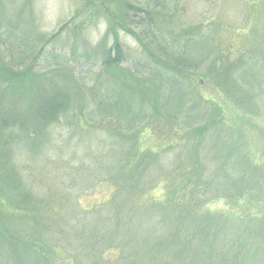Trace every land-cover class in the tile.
Wrapping results in <instances>:
<instances>
[{"label":"rangeland","instance_id":"374dc122","mask_svg":"<svg viewBox=\"0 0 264 264\" xmlns=\"http://www.w3.org/2000/svg\"><path fill=\"white\" fill-rule=\"evenodd\" d=\"M121 1L0 0V57L11 61L17 70L32 65V73L40 78L29 79V86L43 82L47 93L63 83L72 86L70 89H81L78 110L50 125L44 141L35 136V147L29 144L38 153L24 149L22 144L15 145L17 142L12 152L18 182L32 200L27 211H34L29 213L40 216L45 226L38 232L33 226L27 230L21 220L15 221L8 225L6 235L12 234L14 242L22 236L37 251L40 243L30 237L37 233L45 245L43 250L57 253V264H73V259L75 264H112L107 256L109 243L120 234L112 233L105 224L106 219L112 226L117 224L107 209L114 190L107 183L110 180L106 165L110 154L117 157L133 148L135 138L139 155L152 152L159 158L147 173V188L157 201L150 208L157 217L161 216L159 208L168 201L178 205L182 200L180 205L194 206L191 190L202 201L213 200L201 211L206 210L204 214L223 221L231 230H245L248 225L241 224L248 215L264 216V0ZM103 3L117 24L140 37L141 43L116 29L122 55L116 67L103 65L104 52L113 43L107 33L106 15L95 9ZM138 8L145 9L148 15L135 10ZM133 21L142 25L138 27L140 23ZM143 24L148 26L147 33ZM194 27L200 28L201 34L213 28L209 32L214 35L210 61L202 63L206 55L199 53L195 71L169 74L164 66L172 65L168 57L174 49L184 50L179 36ZM215 60L218 88L211 78L204 77ZM156 72L170 75L167 79L184 90L183 109L174 105L172 108L174 100L168 101L167 82L156 80V88L150 83V76ZM39 84L28 87V101L38 96L35 87ZM124 84L130 89H125ZM157 99L159 104L165 103L175 122H169V115L163 112L154 114L152 121L144 116L151 113L150 103ZM199 101L203 105H196ZM116 104L118 109H130L132 117L125 118L118 110V115L112 117ZM213 108L215 121L221 123L222 129L217 134L213 125H207L214 121L206 118ZM103 110L104 118L100 119ZM140 117L144 120L128 126ZM202 125L207 129L197 133ZM238 161L248 164L246 180L253 185L250 194H245L238 204L240 208H235L231 193L217 191L224 179L239 176ZM199 168L205 174L198 179ZM254 168L258 177L252 173ZM218 170L222 171L219 177ZM13 197L18 199L16 193ZM35 200L48 202L49 210L40 204V211H35ZM0 213L4 216L6 208ZM153 231L156 230H140V234ZM243 243L242 253L253 249L250 241ZM221 245L232 247L228 235L221 237L216 247ZM16 259L11 248L0 245V264L7 260L14 263ZM128 261L123 256V263ZM21 264L34 261L26 257Z\"/></svg>","mask_w":264,"mask_h":264},{"label":"trees","instance_id":"16d2710c","mask_svg":"<svg viewBox=\"0 0 264 264\" xmlns=\"http://www.w3.org/2000/svg\"><path fill=\"white\" fill-rule=\"evenodd\" d=\"M126 5V2H124L123 6ZM95 9L97 10L96 12L101 11L102 15H106L107 33L113 38L111 47L104 52L103 65L104 67L119 66L122 55L116 29L129 34L139 42L140 37L128 27L117 24L116 17L109 12L106 3ZM135 10L148 15L143 8ZM134 19H137V17L135 16ZM132 23L140 22L133 21ZM137 25L140 27L139 25H142V23ZM143 26L147 33L148 26L144 24ZM208 28L209 32L213 30L211 27ZM200 30V28L194 27L179 36L184 45V50L174 49V51L176 50L175 52L173 51L174 54L172 53L168 57L172 65L167 64L164 66L168 68L167 72L169 74L173 75L177 72L188 73L189 70L195 71L196 58L199 53L206 55L202 63L205 64L210 61L214 35L209 32L201 34ZM162 49L168 52L167 49ZM151 57L155 62L161 63L153 55ZM15 67L11 61L7 62V60L5 61L0 57V210L3 207L6 208L4 216L0 213V245L11 248L14 252V257H17L14 263L7 260L5 264H21L26 257H30L34 264H57V253L55 251H44L43 247L45 245L37 233L34 235L30 234V237L40 243L41 249L37 251L33 250L29 246L30 242L28 243L22 236L17 242H14L12 234L6 235V230H9L8 225L15 221L21 220V225L27 230H30L33 226L38 232L44 230L45 226V224H42L40 216L35 217V215L29 213L34 211H27L26 206L32 200L29 197V193L23 190L18 182V176L14 172L15 169L12 165V152L15 145L22 144L24 149L27 150L29 148L32 153H38L39 150L30 148L29 144L35 147L34 144L38 142L36 139L34 140L35 136L43 137L44 141L48 138L47 129L50 125L58 122L61 117L72 116L78 110L76 105H78L79 100L78 92L81 89H70L72 86L63 83L62 87H51V91L47 93L43 88V82H41V84L38 83L39 86L37 88L35 87V89H38V96L34 97L33 101L31 99L28 101L30 97L28 87L33 88L38 84L29 86L27 81L31 78H40V75L36 74V77L32 73V65H29L24 70H17ZM209 69V74L204 75V77L211 78L209 80L216 86V76L218 77L216 60ZM212 73L213 77H211ZM168 76L170 75L156 72L153 77L150 76L149 80L154 85V88H156V80L162 83L167 82L169 88L166 90L168 101L172 102L174 100L172 108L174 105V108L181 107L183 109L182 107L186 104V94L183 89L176 85L175 81L167 79ZM242 76H245V74H242ZM41 77L45 81L46 77L44 75ZM201 80L204 79L200 78L199 81ZM143 82L147 81L144 80ZM204 82L206 81L204 80ZM124 86L125 89H130L128 85L124 84ZM216 87L218 88V85ZM40 89H43L41 95L39 93ZM7 97H9V101H6ZM150 104L152 106L151 113L148 114L146 112L144 115H148L150 120L154 114L167 113L165 103L159 104V99L152 101ZM116 105L117 109L114 110L115 112L112 111V117H116L119 113L125 118L132 117L130 109L123 106L118 109L119 104ZM196 105H203V102L199 101ZM104 111L100 112V119L104 118ZM215 113L216 108H213L211 115L206 116V118H213L214 121L207 123V125L208 128L213 125V130L217 134L222 129H220L221 123L219 125L218 121H215ZM168 115L166 117H169V122H175L176 118L171 117L170 114ZM143 120L144 117L136 118L134 122H129L128 126L133 127L135 123L138 124ZM205 129H207L205 125H202L198 131L197 128L195 131L202 133ZM198 138H201V135ZM40 144L42 143L39 142ZM132 147L117 157L110 154L109 163L106 165V169H108L107 178L110 180L107 182L109 185H107L114 190L112 191L114 192L113 199L107 203V209L113 214L115 222L118 224L119 221L120 224L114 223L115 226H112L108 219L105 220L106 226L112 233L120 234L117 235L119 236L118 238L111 240L109 243L107 256L112 264H126L125 262L123 263V256L129 258L127 264H264V216L255 218V216L248 215V219H245L241 224L248 225L245 230H231V227L225 226L226 223L223 221L219 222L215 218L204 214V212H207L206 210L201 211L204 205L209 204L213 200H204V203L191 190L190 193L193 194V197H190L194 199V206L189 203L180 205L183 203L182 200L178 205L168 201L159 208L158 211L161 216L157 217L150 208V205L157 201L153 200L150 195L152 192L147 188V183L149 182L147 173L159 163V158L153 156L152 152L143 153L142 156L139 155L138 139L136 138ZM234 151L236 152V150ZM237 164L239 176H235L233 180L232 175L224 179L220 183L222 188L217 192L222 194L231 193L232 197L228 198H230L235 208H240L238 204L245 194H250L253 182L246 180L248 164L245 161H238ZM255 171L256 173H254ZM221 173V170L217 171L218 177ZM252 173L255 177H258L256 168L252 169ZM204 174V170L199 168L198 179L200 176L203 178ZM97 176L99 175L96 172ZM13 193H16L18 199L13 197ZM35 202L34 205L37 207L35 211H40L41 205L49 210L48 202H37L36 200ZM248 204L245 203L247 206ZM124 209H128L131 215H127ZM238 220H241V218ZM254 222L257 223L255 224ZM145 224L150 229L145 228ZM135 230L139 231L134 232ZM140 230L156 231L148 232L144 235L140 234ZM226 235H228L232 247L226 245L216 247L221 237ZM118 239L119 241L116 242ZM249 241L253 249H249L244 254L240 247L244 244L243 242L248 243ZM217 259L218 262L216 261ZM73 264H75L74 259Z\"/></svg>","mask_w":264,"mask_h":264}]
</instances>
